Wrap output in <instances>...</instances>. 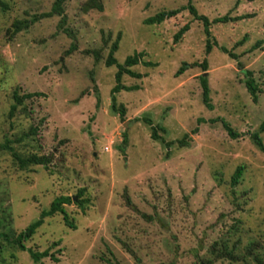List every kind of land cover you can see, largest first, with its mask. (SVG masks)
Instances as JSON below:
<instances>
[{
	"label": "rangeland",
	"instance_id": "1",
	"mask_svg": "<svg viewBox=\"0 0 264 264\" xmlns=\"http://www.w3.org/2000/svg\"><path fill=\"white\" fill-rule=\"evenodd\" d=\"M0 1L7 6H0V264H35L14 246L15 236L55 199L73 196L64 208L75 229L57 214L25 243L59 260L43 264H264V152L251 139L264 122V0H191L211 22L247 17L213 24L209 54L203 23L188 10L144 23L189 0H100L102 10L67 0L64 15L49 18L43 15L56 0ZM19 21L29 26L14 35ZM119 34L118 64L141 52L155 64L134 66L140 79L123 77L124 87L137 88L116 95L123 118L111 109L118 68L105 64ZM205 60L212 110L203 103L200 65L176 75L183 62ZM239 64L253 73L257 102ZM15 93L42 95L12 113ZM144 118L166 130L158 132L171 148L151 138ZM4 145L52 164L22 170ZM238 167L243 177L233 188ZM223 242L234 247L233 258L212 255Z\"/></svg>",
	"mask_w": 264,
	"mask_h": 264
},
{
	"label": "trees",
	"instance_id": "2",
	"mask_svg": "<svg viewBox=\"0 0 264 264\" xmlns=\"http://www.w3.org/2000/svg\"><path fill=\"white\" fill-rule=\"evenodd\" d=\"M66 1L67 0H56V2L54 3V6H53L52 12L44 14L43 17L49 18V17H52L53 15L63 16L64 15L63 7H64V4ZM0 6L3 7L4 9L7 8V6H5V4H3V2H1V1H0ZM86 7H88V9L95 8L98 10H102V5H101L100 0H90ZM185 10H188L189 13L193 16V18L196 21L203 23L204 32L207 36V42H206V53L207 54L211 53V51L213 49V44L211 43V38H212L211 26L213 24H223V23H228L230 21L236 22V21H239L241 19L247 18L245 16L235 17V18H230L229 16H224L222 18L215 19L214 21L211 22L207 17H205L203 15H199L196 8L191 4V0H189L187 6L181 7L179 9H175V10L159 12L155 16L146 19L144 21V23L147 25H160L163 22H165L166 20L177 17L182 11H185ZM63 22H64V18L62 19L61 23H63ZM28 26H29L28 22H20L19 21V22L14 23V25H13L14 35L20 31H22L23 29H27ZM189 30H190V24L187 23L174 35V38H173L174 44H178L183 39L184 35ZM120 39H121V36L119 34L117 40L112 44V46L110 48V52H109V55H108V58H107L105 64L107 67L116 66L118 68V71L115 75L116 84H115L114 88L111 90V102H112L111 109L114 113L119 114L123 118L125 111L121 106L118 105L116 95L119 94L121 91H133V90L137 89L136 87H124L122 85L123 77L129 76L132 78L140 79L141 75L133 72L132 68L134 66L139 65V64L144 65L146 67H153V66H155V64H153L151 62H146L144 60L145 54L143 52L135 53L134 55L127 57L123 64H118L117 60L115 59V54L118 51ZM261 43L262 42H260L257 45H260ZM241 44H242V42H241ZM215 46H216V44H215ZM255 47H258V46H255ZM221 50L225 54L230 55L232 58H236V56L234 54H232L231 52H228V50H226L225 48H222ZM94 55L96 56V58H98V52H94ZM199 65L203 69V74L199 77L200 83L202 86L203 103L208 109L212 110V107L210 105L209 82H208V78L206 76L207 70H208L206 60L202 64H198V63L188 64L186 62H183L181 64V67L177 71L176 75L179 76L184 71L189 69L190 67L195 68V67H198ZM239 67H240L239 69L241 70V72L244 74V83H245V86H246L249 94L253 98V101L257 102L258 98H259V94L261 93V91H260V89H259V87H258V85H257V83L253 77V73L250 71L244 70L240 64H239ZM41 95L42 94H40V93H30V94H26L25 96L20 98L15 93V95H14L15 104L12 106L11 112L13 113V111H15L17 109V107L21 106L24 100L32 99L35 97H40ZM98 102H99V98H98ZM143 121L150 126L151 138L154 141L160 140L166 145L167 149L171 148V146L174 143L173 142H165V140H163V138L159 135L158 131H160L162 133L166 132V130L164 128H162L160 126H154L150 119L144 118ZM216 121L221 122L224 129L228 132L229 136H231L234 139L238 138L239 135L237 133H235V131L231 128L229 123H227L223 119H219ZM261 132H264V122L261 124L258 132L251 134V139L253 140L255 145L261 151L264 152L263 141L260 137ZM31 133H32V135H35L37 133V128H32ZM29 136L30 135L26 136V138H28ZM186 138H188L187 135H185L182 140L178 141V143L181 145H185ZM127 139L128 138L125 135L124 139H123L124 144L127 143ZM2 149L8 150L11 152L16 165L22 170L29 168V167H32V166H42V167L46 168L52 164V159L49 158L48 156L31 155L29 157H23V156L19 155L16 151H14V149L9 145L2 146ZM243 171H244L243 167H238L236 172L233 174V176L231 178V185L233 188H235L237 185H239L240 182L242 181ZM84 196H85V190H80V192L77 195V198L79 199L77 204L81 208H84V206L88 203L87 199H83ZM75 198L76 197L73 196V197H59V198L55 199L51 203L50 208L48 210L41 212L38 220H36L31 225H29L20 234L15 236V238L13 240L14 246L17 247V249L20 252H27L29 254L31 260L35 264H43L42 260L46 259V258H50L53 262L58 263L59 262L58 258H56L54 254H51L50 250H46L42 253L35 252L32 249H28L25 246V243L32 240V238L35 236L37 231L45 223V219L52 218L53 216H55L57 214H61L63 216V220H64V223L66 226L70 227L71 229L72 228L75 229V226L71 222L69 215L64 208L65 205L72 204V201ZM215 245L211 249V253L215 257V259L233 258L234 247L232 249L229 248V246L225 242H223L220 246H218L217 244H215ZM249 250L251 251L252 249L249 248ZM201 264H212V260L201 261Z\"/></svg>",
	"mask_w": 264,
	"mask_h": 264
},
{
	"label": "built area",
	"instance_id": "3",
	"mask_svg": "<svg viewBox=\"0 0 264 264\" xmlns=\"http://www.w3.org/2000/svg\"><path fill=\"white\" fill-rule=\"evenodd\" d=\"M109 149L108 148H106V151H108Z\"/></svg>",
	"mask_w": 264,
	"mask_h": 264
},
{
	"label": "water",
	"instance_id": "4",
	"mask_svg": "<svg viewBox=\"0 0 264 264\" xmlns=\"http://www.w3.org/2000/svg\"><path fill=\"white\" fill-rule=\"evenodd\" d=\"M74 200H76V198Z\"/></svg>",
	"mask_w": 264,
	"mask_h": 264
}]
</instances>
